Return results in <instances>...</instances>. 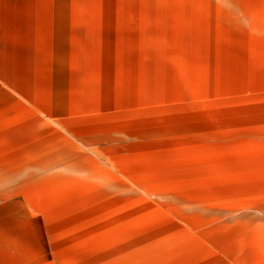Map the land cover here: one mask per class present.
<instances>
[{
	"label": "rangeland",
	"instance_id": "rangeland-1",
	"mask_svg": "<svg viewBox=\"0 0 264 264\" xmlns=\"http://www.w3.org/2000/svg\"><path fill=\"white\" fill-rule=\"evenodd\" d=\"M263 28L261 0H0V29H87L104 158L26 179L0 264H264Z\"/></svg>",
	"mask_w": 264,
	"mask_h": 264
},
{
	"label": "crops",
	"instance_id": "crops-1",
	"mask_svg": "<svg viewBox=\"0 0 264 264\" xmlns=\"http://www.w3.org/2000/svg\"><path fill=\"white\" fill-rule=\"evenodd\" d=\"M87 34L0 29V209L19 200L37 209L26 195L40 193L39 182L37 191L25 189L26 179L82 176L89 163L96 176L104 173L103 141L89 124ZM257 124L259 136L264 123Z\"/></svg>",
	"mask_w": 264,
	"mask_h": 264
},
{
	"label": "built area",
	"instance_id": "built-area-1",
	"mask_svg": "<svg viewBox=\"0 0 264 264\" xmlns=\"http://www.w3.org/2000/svg\"><path fill=\"white\" fill-rule=\"evenodd\" d=\"M261 5H262V7H263V9H264V0H261ZM264 29V28H263Z\"/></svg>",
	"mask_w": 264,
	"mask_h": 264
}]
</instances>
